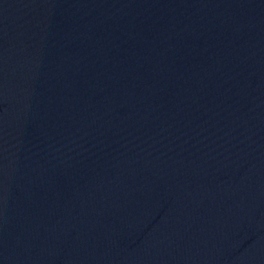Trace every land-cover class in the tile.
Segmentation results:
<instances>
[{
  "label": "water",
  "instance_id": "obj_1",
  "mask_svg": "<svg viewBox=\"0 0 264 264\" xmlns=\"http://www.w3.org/2000/svg\"><path fill=\"white\" fill-rule=\"evenodd\" d=\"M0 264H264V0H0Z\"/></svg>",
  "mask_w": 264,
  "mask_h": 264
}]
</instances>
